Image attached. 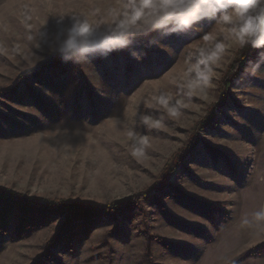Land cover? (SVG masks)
Here are the masks:
<instances>
[{
    "label": "rangeland",
    "instance_id": "1",
    "mask_svg": "<svg viewBox=\"0 0 264 264\" xmlns=\"http://www.w3.org/2000/svg\"><path fill=\"white\" fill-rule=\"evenodd\" d=\"M119 2L0 0V264H264V234L241 225L264 205V77L242 78L256 50L241 59L224 40L220 79L188 97L186 53L223 39V24L159 47L141 38V61L124 50L65 63L26 38L43 19L54 31L52 12L99 20ZM29 53L44 58L29 65ZM160 91L185 106L147 127Z\"/></svg>",
    "mask_w": 264,
    "mask_h": 264
},
{
    "label": "clouds",
    "instance_id": "2",
    "mask_svg": "<svg viewBox=\"0 0 264 264\" xmlns=\"http://www.w3.org/2000/svg\"><path fill=\"white\" fill-rule=\"evenodd\" d=\"M51 22L54 31L47 19L40 21L36 31H32L33 25L26 24L27 40L39 52L47 51L59 55L65 63L80 65L124 50L141 61L146 55L136 48L141 38H150L148 46L159 47L169 37L200 31L205 23L223 24V39L210 43L213 37L206 34L188 49L184 60L187 70L180 84L186 95L191 97L198 90L212 87L214 78L220 79L216 68L225 51L224 40H231L239 49L256 50L255 59L247 60L242 78L264 77V0H122L99 20L85 12H52ZM43 58L31 53L25 56L29 65ZM183 106V97L173 100L169 93L160 91L148 102L149 108L163 110L160 118L141 114L139 120L147 127H159L165 114L175 117ZM146 142L144 137L136 138L133 155L140 154ZM241 225L253 235L264 234V205L244 215Z\"/></svg>",
    "mask_w": 264,
    "mask_h": 264
},
{
    "label": "trees",
    "instance_id": "3",
    "mask_svg": "<svg viewBox=\"0 0 264 264\" xmlns=\"http://www.w3.org/2000/svg\"><path fill=\"white\" fill-rule=\"evenodd\" d=\"M255 50H253V49H250V48H245V49H242L241 51H240V53H239V58H241V57H247L249 54H252L253 52H254ZM247 53V54H246ZM250 56V55H249ZM242 59V58H241ZM240 59V60H241ZM240 60H238L239 62H240ZM237 61V62H238ZM245 61H246V59H245ZM236 62V63H237ZM238 62V63H239ZM240 63H242V62H240ZM239 63V64H240ZM238 68H239V65H233L232 67H231V71L228 73V77H227V79H229L230 77H232L231 76V74L232 73H234V72H236L237 70H238ZM228 86H229V83L227 84V82L225 83V89L226 88H228ZM0 201H2V202H10L11 200L10 199H8V198H6V197H2V196H0ZM124 202H127L128 203V201H124ZM124 202H117V203H115L114 205H112L111 207H105V208H103V211L105 212V213H113L114 212V210H116V207L115 206H118V205H122ZM127 205H129V204H127ZM63 209L65 210V211H67V212H71V213H73L74 215L75 214H79V213H82L83 211H85V210H82V209H80V208H77V207H75V206H73V205H69V204H64L63 206ZM93 211V210H92ZM103 212V213H104Z\"/></svg>",
    "mask_w": 264,
    "mask_h": 264
}]
</instances>
